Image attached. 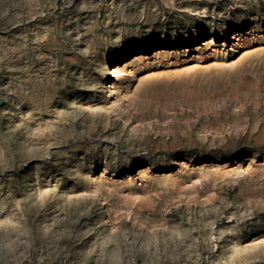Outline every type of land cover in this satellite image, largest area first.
<instances>
[{"label":"rangeland","instance_id":"obj_1","mask_svg":"<svg viewBox=\"0 0 264 264\" xmlns=\"http://www.w3.org/2000/svg\"><path fill=\"white\" fill-rule=\"evenodd\" d=\"M0 264H264V0H0Z\"/></svg>","mask_w":264,"mask_h":264}]
</instances>
